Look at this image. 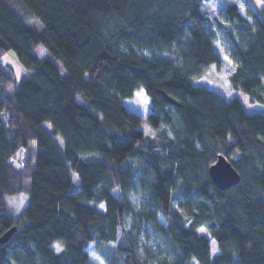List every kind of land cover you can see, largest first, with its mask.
Returning <instances> with one entry per match:
<instances>
[{"label": "trees", "instance_id": "obj_1", "mask_svg": "<svg viewBox=\"0 0 264 264\" xmlns=\"http://www.w3.org/2000/svg\"><path fill=\"white\" fill-rule=\"evenodd\" d=\"M206 1L0 0V236L18 227L0 264H91L90 241L95 264H264V113L238 95L264 103V5L221 0L222 21ZM220 154L241 176L226 190ZM25 190L15 217L4 197Z\"/></svg>", "mask_w": 264, "mask_h": 264}, {"label": "rangeland", "instance_id": "obj_2", "mask_svg": "<svg viewBox=\"0 0 264 264\" xmlns=\"http://www.w3.org/2000/svg\"><path fill=\"white\" fill-rule=\"evenodd\" d=\"M238 2H239L240 7L243 11H245V9L248 8L250 5H253L257 8L260 7L261 5H264V0H238ZM204 9L208 12V14L212 18L217 17L222 21L226 20L225 19L226 18L225 6L221 0L206 1L204 3ZM215 27L217 30V40H216L217 47H218L220 53L223 55L225 63L228 66L230 73H232L233 66L231 64V59H230L231 41H230L227 33L224 31V29L219 28L217 25ZM35 52L39 56L42 55L40 57H43L44 53L48 54V52L46 51V49L42 45L38 46L35 49ZM2 60L5 63H10L13 66L14 72H15V75L17 78L25 72V68L16 59V57L14 56V53L12 51L4 53V55L2 56ZM57 62H58V66L61 70V73H65V69L63 67L62 62L59 60H57ZM238 95H239V97H240V99H241V101L245 107V110L248 113H253V112L264 113V103L257 101V100H254V101L251 100L249 94L245 93L242 90H238ZM141 126L148 134H150V135L154 134V132L152 131V129L148 126V124L146 122H142ZM44 127L49 132H52V126L49 122H45ZM53 136L57 140V142L59 143L61 149L64 150L65 143H64L62 137L58 134H54ZM20 155H21V153H20ZM93 156H95V154L86 155L85 158L88 159L89 157H93ZM139 163L145 164V161L142 158H140ZM75 182L78 184L79 183L78 179L75 180ZM129 196H130L131 200L133 201V203L136 205H139L143 201V197H142L141 192H132ZM4 199H5V202L7 204L6 211H8L9 213H11L13 216L16 217L21 213L22 209L27 205L28 200H29V194L25 190V191L15 193V194H6ZM99 206L102 209L105 208L104 203H101ZM159 219L165 223L163 217L160 216ZM143 228H144V233L142 235V241L143 242L148 241V243L152 244V245H155V244L161 242V237L157 234V232L153 229L152 226L145 224ZM211 242H212V252L215 253L218 250L217 243L214 239ZM53 247L57 251H59L62 248V246L58 242H55L53 244ZM88 247L90 250L91 258L94 259L91 264H95V262L98 261V259H99L98 254L95 253V250L96 251L98 250V249H96V243L94 241H90ZM100 264H104L102 259L100 261Z\"/></svg>", "mask_w": 264, "mask_h": 264}, {"label": "water", "instance_id": "obj_3", "mask_svg": "<svg viewBox=\"0 0 264 264\" xmlns=\"http://www.w3.org/2000/svg\"><path fill=\"white\" fill-rule=\"evenodd\" d=\"M161 92L167 102L179 105L178 101L172 96L168 95L165 91ZM209 174L217 188L221 190L231 188L233 185L237 184L241 178L233 164L222 154H220L217 161L210 166ZM17 228L18 227L14 225L3 233L0 236V243L8 242Z\"/></svg>", "mask_w": 264, "mask_h": 264}, {"label": "crops", "instance_id": "obj_4", "mask_svg": "<svg viewBox=\"0 0 264 264\" xmlns=\"http://www.w3.org/2000/svg\"><path fill=\"white\" fill-rule=\"evenodd\" d=\"M6 53H7V52H6ZM3 55H4V54H3ZM44 55H46V53H44ZM44 55H43V56H44ZM14 56H15V55H14ZM40 56H42V55H40ZM1 58H2V57H1ZM3 62H4V61H3ZM9 64H10V63H9Z\"/></svg>", "mask_w": 264, "mask_h": 264}, {"label": "built area", "instance_id": "obj_5", "mask_svg": "<svg viewBox=\"0 0 264 264\" xmlns=\"http://www.w3.org/2000/svg\"><path fill=\"white\" fill-rule=\"evenodd\" d=\"M21 163H23V161H21Z\"/></svg>", "mask_w": 264, "mask_h": 264}, {"label": "snow or ice", "instance_id": "obj_6", "mask_svg": "<svg viewBox=\"0 0 264 264\" xmlns=\"http://www.w3.org/2000/svg\"><path fill=\"white\" fill-rule=\"evenodd\" d=\"M59 250V249H58Z\"/></svg>", "mask_w": 264, "mask_h": 264}]
</instances>
